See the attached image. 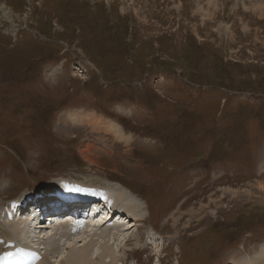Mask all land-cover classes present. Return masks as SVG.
I'll use <instances>...</instances> for the list:
<instances>
[{"label": "rangeland", "instance_id": "1", "mask_svg": "<svg viewBox=\"0 0 264 264\" xmlns=\"http://www.w3.org/2000/svg\"><path fill=\"white\" fill-rule=\"evenodd\" d=\"M209 1L0 0V211L119 184L113 264H264V0Z\"/></svg>", "mask_w": 264, "mask_h": 264}, {"label": "bare ground", "instance_id": "2", "mask_svg": "<svg viewBox=\"0 0 264 264\" xmlns=\"http://www.w3.org/2000/svg\"><path fill=\"white\" fill-rule=\"evenodd\" d=\"M214 1L215 0H210L209 3ZM68 118L67 121H72L71 116ZM107 127L111 128L110 125ZM80 185L84 189V186L82 184ZM65 190L71 193L69 195H85L75 184H71V182L65 180L54 182V184H50L48 188V191L54 194L49 195L50 197L55 195L59 196L60 194L67 196ZM84 191L85 193H91L86 192L85 189ZM101 191L109 194L111 201L108 202V197ZM101 191L97 192V194H87L84 199L89 197H100V195H102L103 200H105L106 204L114 211V215L109 219L106 217L107 214H109L108 207L105 206L102 207L101 211H97V216H95V218L88 217L87 220L75 219L70 222L68 220L65 221V218L70 216V214L63 211V209H59L60 214L48 213L47 215L44 212L39 214L37 211L31 213V211L36 209L30 208L28 211L26 210L28 207V202H26L25 199L26 196L19 197L17 200L14 199L15 201L9 203L7 208L0 211V223L3 225V228L0 227V264H21L23 261H27V264H56L52 260L54 256L59 260L58 264L115 263L118 260L119 251L122 249L125 251L123 246L127 245L135 235L132 232V234H129V232L139 221L144 220L146 216L143 212L142 201L133 196L132 192H129L123 185L103 184ZM50 202L52 203L53 199H50ZM58 203L60 202H57V204ZM118 215L122 216V218L118 217L119 219L125 221L124 223L122 222L123 224L118 225L113 223L114 218ZM37 219H41V221L45 220V222H41L37 225ZM48 222L50 223L48 224ZM132 222L135 223L132 224ZM35 230H37L36 239H33L32 234ZM81 233H86V237L82 241H78L81 243L80 245L75 246V243L72 244L68 240L72 235L73 238L80 237ZM141 239L142 237H137L136 241H134H138L136 243L137 247H139ZM150 240L152 241L153 239ZM143 241L144 239L142 242ZM148 243L151 242L148 241ZM148 243L147 247H150ZM154 243L156 244V242ZM99 246L101 249L103 248L102 252L100 251L101 249H98ZM39 247L41 250L38 249ZM144 247H146V245ZM43 248L45 249V254L40 255L37 251L44 253L42 251ZM59 248H61L62 252L58 251ZM53 252H55L56 255ZM155 255H158V253L156 252ZM256 256H258V254ZM106 257L110 258V263H107L108 260H106Z\"/></svg>", "mask_w": 264, "mask_h": 264}, {"label": "built area", "instance_id": "3", "mask_svg": "<svg viewBox=\"0 0 264 264\" xmlns=\"http://www.w3.org/2000/svg\"><path fill=\"white\" fill-rule=\"evenodd\" d=\"M35 33H37V32H35ZM7 34H9V33H7Z\"/></svg>", "mask_w": 264, "mask_h": 264}, {"label": "trees", "instance_id": "4", "mask_svg": "<svg viewBox=\"0 0 264 264\" xmlns=\"http://www.w3.org/2000/svg\"><path fill=\"white\" fill-rule=\"evenodd\" d=\"M217 150V149H216ZM237 161H239V160H237Z\"/></svg>", "mask_w": 264, "mask_h": 264}]
</instances>
